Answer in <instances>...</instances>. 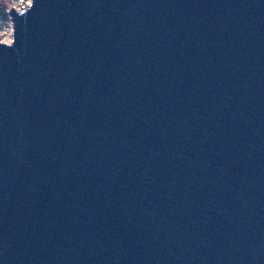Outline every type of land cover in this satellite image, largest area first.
Instances as JSON below:
<instances>
[{
  "label": "water",
  "instance_id": "water-1",
  "mask_svg": "<svg viewBox=\"0 0 264 264\" xmlns=\"http://www.w3.org/2000/svg\"><path fill=\"white\" fill-rule=\"evenodd\" d=\"M10 19L0 264H264V0Z\"/></svg>",
  "mask_w": 264,
  "mask_h": 264
},
{
  "label": "rangeland",
  "instance_id": "rangeland-1",
  "mask_svg": "<svg viewBox=\"0 0 264 264\" xmlns=\"http://www.w3.org/2000/svg\"><path fill=\"white\" fill-rule=\"evenodd\" d=\"M30 2L31 0H0V38L2 41L10 42L12 39L11 9L21 10Z\"/></svg>",
  "mask_w": 264,
  "mask_h": 264
},
{
  "label": "built area",
  "instance_id": "built-area-1",
  "mask_svg": "<svg viewBox=\"0 0 264 264\" xmlns=\"http://www.w3.org/2000/svg\"><path fill=\"white\" fill-rule=\"evenodd\" d=\"M25 8V7H24ZM12 32H13V30H12Z\"/></svg>",
  "mask_w": 264,
  "mask_h": 264
}]
</instances>
